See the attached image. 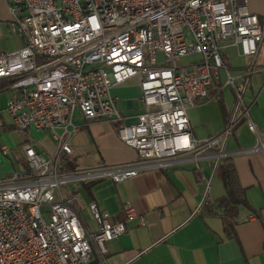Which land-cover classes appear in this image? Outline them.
Listing matches in <instances>:
<instances>
[{
  "label": "built area",
  "instance_id": "obj_1",
  "mask_svg": "<svg viewBox=\"0 0 264 264\" xmlns=\"http://www.w3.org/2000/svg\"><path fill=\"white\" fill-rule=\"evenodd\" d=\"M8 9L23 45L0 52V90L9 92L0 113L23 134L29 127L51 130L57 144L44 156L23 142L25 169L0 178V264L104 262L107 241L122 235L131 220L146 223L130 201L122 203L117 221L91 201L87 208L97 229L87 232L76 197L64 192L68 183L119 182L177 162L198 167L202 159L216 169L241 152L225 149L240 124L255 137L243 151H264L245 100L251 74L264 72L255 63L264 53V14L253 12L249 0H8ZM229 46L253 63L231 69L223 58ZM193 55L196 60L182 61ZM134 77L144 110L126 122L110 90ZM222 87L234 96L224 129L195 139L187 110L219 99ZM75 111L115 123L118 138L137 158L65 168L62 155L73 153Z\"/></svg>",
  "mask_w": 264,
  "mask_h": 264
},
{
  "label": "crops",
  "instance_id": "obj_2",
  "mask_svg": "<svg viewBox=\"0 0 264 264\" xmlns=\"http://www.w3.org/2000/svg\"><path fill=\"white\" fill-rule=\"evenodd\" d=\"M249 5L253 12L264 14V11L253 8L250 2ZM22 45V37L12 30L8 0H0V52L15 50ZM226 48H232L238 54L234 47ZM225 49L223 58L231 69L239 70L253 63L247 58L243 66H232L226 61ZM255 63L264 65V53L258 55ZM255 72L250 76L245 100L250 104L251 117L264 142V72ZM133 81L137 89H133ZM3 83L1 80L0 89ZM5 91L0 90V109L9 96ZM110 91L125 121H135L137 114L144 110L138 78L113 86ZM217 91L219 99L196 102L187 110L195 139L202 140L219 133L230 117L233 92L228 87ZM73 119L76 129L69 138L73 153L62 155V159L70 161L74 167L117 164L137 158L136 150L118 138L115 123L87 120L79 111L74 112ZM24 136L18 145L21 171L26 166L22 158L23 142L32 143L44 156L53 153L57 144L49 129L29 127ZM254 143V134L245 124L238 125L225 143V149L241 151L230 157L239 182L246 189L250 207H239L232 236L224 232L217 204L225 194V187L208 159L198 161V167L192 161L177 162L119 182L103 178L68 183L64 192L69 191L76 197L78 214L87 232L97 229L87 208L91 201L100 210L108 211L112 221L121 219V205L130 201L146 220L144 225L138 224L137 220L129 221L122 235L106 242L108 252L104 262L95 260L90 264H264V151H243Z\"/></svg>",
  "mask_w": 264,
  "mask_h": 264
},
{
  "label": "rangeland",
  "instance_id": "obj_3",
  "mask_svg": "<svg viewBox=\"0 0 264 264\" xmlns=\"http://www.w3.org/2000/svg\"><path fill=\"white\" fill-rule=\"evenodd\" d=\"M249 2L253 8L264 11V0H249ZM224 52L226 61L232 66H243L248 60L247 57L236 54L232 48H226ZM156 59L158 63H162L163 56L161 52H156ZM196 59L197 56L193 55L186 57L182 61L191 62ZM255 73L257 72L253 74ZM135 83V81L131 83L133 89H137ZM5 92L7 93L8 91L6 90ZM24 138V134L13 127L11 118L5 112L0 113V178L7 173L20 172L22 170L18 162L20 157V147L18 145ZM3 149H6V154L3 153Z\"/></svg>",
  "mask_w": 264,
  "mask_h": 264
},
{
  "label": "trees",
  "instance_id": "obj_4",
  "mask_svg": "<svg viewBox=\"0 0 264 264\" xmlns=\"http://www.w3.org/2000/svg\"><path fill=\"white\" fill-rule=\"evenodd\" d=\"M64 161L65 168L74 167L70 161L65 159ZM215 171L222 179L225 187V194L217 201L221 211L224 232L227 236H232L234 235L235 218L239 207L250 208L245 196L246 189L239 182L237 171L230 156L223 158Z\"/></svg>",
  "mask_w": 264,
  "mask_h": 264
}]
</instances>
